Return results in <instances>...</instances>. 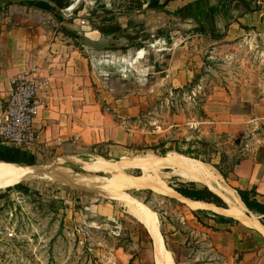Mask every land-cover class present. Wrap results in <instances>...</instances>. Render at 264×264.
Returning a JSON list of instances; mask_svg holds the SVG:
<instances>
[{
    "label": "rangeland",
    "instance_id": "1",
    "mask_svg": "<svg viewBox=\"0 0 264 264\" xmlns=\"http://www.w3.org/2000/svg\"><path fill=\"white\" fill-rule=\"evenodd\" d=\"M30 1L0 0V14L13 6L34 8ZM48 1L55 9L46 18L50 33L60 27L57 20L70 25L64 34L81 58L91 59L83 77L94 103L65 105L58 111L62 121L55 116L47 123L49 142L11 147V158L0 161L7 163L2 167L27 170L19 183L0 189V264H156L153 243L127 212L123 197L152 212L174 264H264V237L234 216L227 203L222 209L182 198L174 188L192 181L173 171L158 173L162 182L155 190L115 186L121 175L143 176L131 164L155 156L145 146L160 139L221 142L228 155L226 173L249 154L252 133L260 126L222 139L213 117L202 120L199 114L215 98L222 110L212 104L211 112L231 120L232 113H248L249 99L264 98V37L214 44L169 11L144 7L143 0H80L68 12L77 0ZM58 9L67 13L65 19ZM89 24L97 35L88 34ZM108 29L116 32L101 33ZM218 162L206 164L215 176ZM228 178L220 183L232 189V174ZM163 189L177 197L161 195ZM198 209L237 223L200 214L205 225L217 229L209 230L191 215ZM245 215L259 223L252 212Z\"/></svg>",
    "mask_w": 264,
    "mask_h": 264
},
{
    "label": "crops",
    "instance_id": "2",
    "mask_svg": "<svg viewBox=\"0 0 264 264\" xmlns=\"http://www.w3.org/2000/svg\"><path fill=\"white\" fill-rule=\"evenodd\" d=\"M79 1L73 3L77 5L70 11L78 7ZM258 1L236 0L230 7H223L218 0H143V6L169 11L184 24L197 28L206 41L219 45L236 40L252 41V35L264 37V0H261L260 7L257 6ZM72 5L65 11L68 12ZM58 11L65 19L67 13L62 9ZM6 12L0 14V107L6 104L12 77L31 72L38 79L48 80V96L35 120V131L37 143L49 142L50 128L47 123L55 116L62 121L63 116L60 117L58 111L67 108L65 105L72 108L73 105L94 103L87 93L86 78L83 77L90 73L91 59L81 58L64 34L63 29L70 25L57 20L56 25L60 27L50 33L46 20L50 13L26 6L8 7ZM88 31L89 35L98 34V30L91 28L90 24ZM212 100L205 105L206 114L213 117L214 124H219L222 133L240 136L246 130L254 131L260 126L259 132L252 133L253 147L249 154L241 158L232 176L235 187L255 189L258 201L264 203V98L249 99L246 105L248 113H232L231 120H220V112H211L215 107L212 104H219L215 108L222 110V103L216 102L215 98ZM12 152L11 147L0 141V161L10 159Z\"/></svg>",
    "mask_w": 264,
    "mask_h": 264
},
{
    "label": "bare ground",
    "instance_id": "3",
    "mask_svg": "<svg viewBox=\"0 0 264 264\" xmlns=\"http://www.w3.org/2000/svg\"><path fill=\"white\" fill-rule=\"evenodd\" d=\"M71 7L74 8L76 5ZM131 166L140 169L143 172V176H119L115 183L117 190H155L154 186L162 182L158 173L161 170L169 169L183 179L202 183L218 195L225 203L230 205V211H232L234 216L251 224L264 237V226L259 224L255 219L251 221L246 217L245 212L247 210L236 192L229 186L220 183L223 179H221L219 174L215 176L206 164L188 159L176 153H168L163 157L151 155L141 156L136 158ZM25 174H27V170L25 169L5 168L0 165V189L13 187L24 178ZM159 193L164 196L177 197L176 194L165 189ZM122 203L125 205L127 212L147 231L153 243L155 263L174 264L170 252L164 246L158 222L152 212L141 203L127 197H123ZM210 209L223 213L222 210L217 208Z\"/></svg>",
    "mask_w": 264,
    "mask_h": 264
},
{
    "label": "trees",
    "instance_id": "4",
    "mask_svg": "<svg viewBox=\"0 0 264 264\" xmlns=\"http://www.w3.org/2000/svg\"><path fill=\"white\" fill-rule=\"evenodd\" d=\"M236 0H218L219 4H222V6L230 7V5ZM30 6L46 11L48 13L54 14L55 9L49 5L48 3L42 1V0H32L28 2ZM236 7V4L234 5ZM61 18V17H59ZM112 19V18H111ZM64 33L67 34L68 31L63 29ZM101 32V31H100ZM116 31L111 30H105L101 33L103 35H111L114 34ZM200 118L202 120H207L208 116L204 112H200ZM176 126V125H173ZM227 134H221L220 138H227ZM221 142L217 140L207 141L205 139H199V140H186V139H175V138H166V139H160L157 143L145 146V152L149 151L152 152L155 156H165L168 153H176L178 155H181L186 158H190L195 161H200L201 163L205 164H211L212 160L217 158L218 159V165H213V167L218 171L219 175L225 180L228 181V175L233 174L234 168L239 164L241 159H237L230 167V171L226 173L224 169H222V166L227 164L228 162V155L227 152L221 149ZM99 150L101 149V146L97 147ZM139 150V149H137ZM101 155V153H98ZM105 158L106 155H102ZM228 166V164L226 165ZM232 189L236 192L238 197L240 198L241 202L245 206V208L252 212L256 217L258 218V221L261 225L264 226V203L259 202L257 199V194L255 189L250 190H242L234 185H230ZM174 191L178 193L182 198L187 200L188 202L192 204L197 205H205V206H215L222 209H227L225 202L216 194H214L211 190H209L206 186L201 185L198 186L196 182H187L185 185L182 183H179L176 188H174ZM193 218L196 220V222L201 225L204 228H207L209 230H216L213 229L210 226L205 225L200 219V214H205L206 216H211L214 221L218 223H237L236 220L228 217H224L222 215H218L215 213H212L210 211L201 210L198 209L196 211L190 212Z\"/></svg>",
    "mask_w": 264,
    "mask_h": 264
},
{
    "label": "built area",
    "instance_id": "5",
    "mask_svg": "<svg viewBox=\"0 0 264 264\" xmlns=\"http://www.w3.org/2000/svg\"><path fill=\"white\" fill-rule=\"evenodd\" d=\"M262 5L261 0L257 6ZM48 80L30 72L12 77L5 106L0 107V141L13 148H30L37 140L35 120L48 96Z\"/></svg>",
    "mask_w": 264,
    "mask_h": 264
},
{
    "label": "water",
    "instance_id": "6",
    "mask_svg": "<svg viewBox=\"0 0 264 264\" xmlns=\"http://www.w3.org/2000/svg\"><path fill=\"white\" fill-rule=\"evenodd\" d=\"M42 1H44V2H46V3H49L48 1H46V0H42ZM215 194V193H214ZM213 212V211H212Z\"/></svg>",
    "mask_w": 264,
    "mask_h": 264
}]
</instances>
